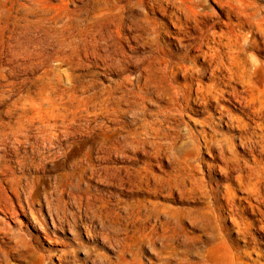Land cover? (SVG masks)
<instances>
[{
	"label": "bare ground",
	"instance_id": "obj_1",
	"mask_svg": "<svg viewBox=\"0 0 264 264\" xmlns=\"http://www.w3.org/2000/svg\"><path fill=\"white\" fill-rule=\"evenodd\" d=\"M39 1L28 0V5H22L24 8L22 17L15 18V21L8 25L10 29L5 26L6 24L1 23L3 32L12 33L18 30V33L21 34L22 41L14 42L13 46L10 43L7 44L6 41L1 42L3 50H10L12 59L19 60V56H21L26 63L22 66L25 71L43 69L44 67L47 69L38 78L41 88L38 89L40 91L37 93L39 98L37 104L34 103L33 97H29L31 102L27 100L24 102V99H20L23 101L22 103L16 100L0 114V173L4 177L0 181V209L14 210L15 202L19 203L22 196L29 204L35 199L31 183L22 184L21 178L15 176L7 150L14 153L13 156L17 157L16 163L19 170L24 172L28 169L27 166L32 158L28 156L27 152H24V156H19L20 148L23 145L29 147L31 153H40V149H46L58 141L59 135L56 132L63 133L67 139H70L73 127L81 118L86 119L88 115L92 119L106 118L109 123H114L120 114L129 113L135 117V123L123 125L121 128L101 126V133H95L89 128L92 120L87 118L84 127L90 132V135L88 140L82 142L81 145L85 148V153L89 158L94 154L101 161L112 153L122 154L123 150H131L137 153L143 152L145 158L153 159V161H159L162 157L169 155V166L173 169L178 167V164L174 162L175 159L177 160L176 155H182L185 167L183 166L184 169L179 168V173L181 176H185L186 172L189 177H195L193 174L196 173L197 167L191 162L198 158L200 150L194 140L181 137L176 130L173 131L174 135L170 137V142L165 145L154 140L160 136L164 138L163 135H166L163 124L171 120L172 116L169 112L164 113L169 110V106L173 107L172 111L176 114L174 117L176 119L172 118L176 125L189 102L190 96L188 95L193 94L194 100L201 103L203 108H211L214 103V109L218 110L217 117L208 116L203 122L209 132H201L199 135L202 137L203 147L206 151L214 150L216 152L215 159L223 167H219L220 174H222L220 175L221 179L228 183L223 188L219 182L210 184L212 170L207 168L206 177L209 180L205 182L201 180V188L199 187L201 191H198L196 185V190L189 191L192 195L195 192H200L202 197L206 199L208 197L211 201V205L203 202L206 210L214 213L216 223L215 233L212 231V234L206 235V240L210 245H201L200 247L186 245L183 251L177 252V249L170 243L176 241L179 233L175 229L165 228L160 234L150 230L145 236L147 239L139 240L138 238V243L141 242L142 245H118V243L116 246L112 245L117 249L116 258L113 261L100 254L96 249L82 244L76 245L72 252L81 251L89 264H145L141 259L143 254L141 246L145 244L150 252L157 255V262L147 260L148 264H170L173 261H175L174 264H264V5L257 4L256 0H212L214 7L209 4V0H157L161 3L167 2L172 9L178 10L182 15V21L177 18L178 27L183 31L192 32V36L186 37L184 40L187 44L181 47L183 55L174 57L176 62L168 59L158 42V33L156 32L151 38L153 49L149 58L156 60L159 66L165 64L167 68L161 66V68L150 69L147 72L143 70L134 78L126 75L112 82L108 88L94 90L97 83L95 79L99 75L89 71L94 66H102L101 69L106 75L122 74L127 71V62L125 61L127 56L120 55V48L114 41L117 38L115 37L116 32H104V28L97 22H89L82 26L79 23L72 25L66 17L63 19L56 15L51 19H46L44 13L47 9ZM30 17L34 19L31 20ZM58 17L62 21L59 22ZM48 20L54 24L51 30L46 28ZM33 33L51 37L48 54L43 47L44 42L31 37ZM164 55L166 59L163 58ZM87 58H92L94 64H86ZM185 61L192 65L198 61L200 65L198 68L181 65L182 68L185 67L184 70L173 71L180 68V63H187ZM61 67H64V71L67 73L64 80L60 78ZM168 68L172 70H168ZM78 70L88 73L79 74ZM143 73L144 75H142ZM180 73L184 84L174 86L173 77ZM153 77L159 79L157 83L164 84L163 88L158 87V92L162 96H167L170 104L167 109L165 108L166 110L162 109L159 114H147L144 109V104L150 99L146 92L148 79ZM203 79H206L209 85H206V88L193 89L194 82L200 83ZM168 87L174 88V90L165 95L164 91H167ZM5 95V92H1L3 103L9 100ZM225 101H229L235 106L239 116L221 106ZM121 104L124 107H131V109L122 110ZM27 105L35 111L32 116L29 115L30 110L27 109ZM45 106L52 108L45 110ZM13 111L21 113L15 114ZM148 115L156 116V118L147 120ZM136 116L141 118L138 119ZM135 124H138L137 128L128 129L129 126ZM223 125L231 134L218 132V128ZM145 148H149L151 153L145 151ZM237 148L242 150V154L236 152ZM142 170L135 171L139 179L138 183L142 181L147 186L152 185L153 183L147 175L141 176ZM128 171L126 169L124 174L131 175ZM126 178L128 179V177ZM182 184L178 180L173 182L166 180V187L162 184L159 187L163 190L179 191ZM1 185L6 186V189L11 193L10 199L2 200ZM185 188L186 186H184ZM237 193L244 197H236ZM195 199L197 200V198ZM251 201L255 204L252 205ZM207 211L204 215L210 213ZM29 212L31 211L29 210ZM145 212L152 216L150 210L145 209ZM225 213L228 215L227 221L237 229L236 239L229 228L224 226L226 218L223 215ZM244 213L251 215L249 221L242 218ZM50 221L54 229L61 225L55 223L51 217ZM32 224L37 228L40 227L34 218ZM67 224L71 228V224L69 222ZM99 225L104 227V223ZM4 231V239L13 241L17 248L24 250L17 251L20 252L19 256H22V252L30 251L27 245H35L33 238L21 227L17 232L7 230V228H4ZM252 231L260 236L259 240L252 238ZM113 232H117L115 228L111 233ZM239 236L243 238L244 245H236L238 240H242ZM91 238L94 239V237ZM105 239L112 242L111 236L105 237ZM188 239L186 236L185 240H181V244H184ZM155 242H160L162 245L157 252ZM0 252H2L1 247ZM126 254L131 255L130 261L125 260ZM179 255L183 257L176 258ZM191 257L197 261H190Z\"/></svg>",
	"mask_w": 264,
	"mask_h": 264
},
{
	"label": "rangeland",
	"instance_id": "obj_2",
	"mask_svg": "<svg viewBox=\"0 0 264 264\" xmlns=\"http://www.w3.org/2000/svg\"><path fill=\"white\" fill-rule=\"evenodd\" d=\"M156 1L157 0H40L39 3L47 9L44 13V18L46 19H51L56 15L63 19L66 17L72 25L79 23L82 26L89 22H97L104 28V32H116L115 37L117 38H115L114 41L120 48V55L127 56V59H125L127 62V71L122 74L106 75L100 65H96L97 67L94 66L89 69V71L99 74L97 75L98 78L96 77L95 79L97 83L94 90H103L110 87L112 82L126 75L134 78L143 70L147 72L150 69L155 70L161 68V66L166 67L165 64L159 66L156 60L151 57L149 58L151 50L153 49L151 38L156 32L158 33V42L163 51L167 54L168 59L176 62L174 57H181L183 55L181 47L187 44L184 40L186 37H191L192 32L189 30L183 31L178 27L177 18L182 21V15L178 10L172 9L167 2L161 3L160 1ZM209 1V4L214 7L215 5L212 0ZM256 2L261 6L264 5V0H256ZM28 4V0H0V101L1 92H5V97L9 98V100H6L4 103L2 101L0 102V114L16 100L22 103L23 101L25 102V100L31 102L30 98L33 97L35 104L39 102L37 93L40 91L38 89L41 88V82L38 78L47 67L25 71L22 69L25 63L22 57L19 56V60H13L10 50H3L1 46L2 41H6L7 44L10 43L11 46L14 45V42L22 41V38H20L21 34L18 33V30L12 33L3 32L1 30L3 24L1 23L6 24L5 26L8 28V25L14 22L15 18L22 17L24 9L22 5L26 6ZM59 17L58 21L60 22L62 20L59 19ZM30 19L33 20L34 18L30 17ZM20 24L22 25V23ZM53 25L52 21L48 20L46 28L51 30ZM31 37L42 40L44 42L43 47L45 52H47V54L50 52L51 37L49 35L33 33ZM163 58L166 59L165 55ZM85 62L86 64H94L92 58H87ZM181 65L188 68L192 66L198 68L200 62H195V65L188 62L185 64L180 63V68L173 71L184 70L185 67L182 68ZM60 69V78L64 80L67 73L64 71V67ZM168 70L172 69L168 68ZM82 71L83 70H78L77 73H88ZM142 75H144V73ZM157 76H159V74H157ZM157 81H159V79L156 77L148 79L146 92L148 98L151 100H147L148 102L144 104V109H146L145 111L147 114H159L162 109H167L170 105L169 100H167L168 97L162 96L158 92V87L163 88L164 84L157 83ZM173 84L174 86L184 84L181 73L173 77ZM206 85H209V82L203 79L200 83L194 82L193 89L197 87L202 88ZM173 90L174 88L168 87L167 91H164V94L166 95V93L173 92ZM188 96L190 97L189 102L186 104V112L184 111L181 114L176 125H174V121L172 120V118L176 117V114L172 111L173 107L169 106V110L165 111L164 114L169 112L172 116L170 117L171 120L163 124L164 126L162 125L165 128L164 133L166 135H163L164 138L160 136L158 139L154 140L165 145L170 142V137L174 135V130L178 131L181 137L194 140L195 145L198 146L200 151L197 159H194V161L192 160L193 162L188 161L197 167L196 173L193 174L195 177L193 178L189 177L185 171V176H181L178 171L179 168L184 169L185 167L182 155H176L178 161L175 159L174 162L178 164V167H172L174 171L169 166V155L164 156V158L162 157L159 161H153V159H151L152 162L145 158L143 152L137 153L131 150H123L122 154L112 153L105 160L101 161L98 159L97 155L92 154L91 158L86 155L85 148L81 143L88 140L90 135V132L84 127L85 120H88L87 118L92 120L89 124V128L95 133H101V126L106 128H121L123 125L135 123V117L129 113L120 114L114 123H109L106 118L92 119L89 115L86 119L83 117L72 129L73 138L67 139L63 133L56 132V134L59 135L58 141L54 142L53 145H49L50 147L48 146L46 149H40V153H31L30 148L23 145L24 147L22 146L20 148L19 156L22 157L25 155L24 152H27V154L29 153L28 156L32 158L27 166L28 169L24 172L19 170L16 163L17 157L13 156L14 153L7 150L8 159L11 167L15 171V176L21 178L22 184L31 183L35 199L29 204L25 202L22 196L19 203L15 202L14 210H6L5 208L0 209V247L2 250V252H0V264H89L84 259V255L81 251L78 250L76 253L72 252L74 247L79 244L94 248L100 254L111 258L113 261L114 258H116L117 249L114 246H116L117 243L118 245H142L141 242L138 243V238L139 240L147 239L145 236L150 230H154V233L160 234L165 228L175 229L176 232L179 233V237H176V241L170 243L172 247L177 249V252L183 251L186 245H192L193 247L210 245L209 241L206 240V235L208 233L212 234V231L215 233L216 223L213 216L214 213L212 214L210 211H207L203 202H207V205H211V201L208 197L207 199L202 197L200 192H195L192 195L189 191L191 189L196 190L197 188L198 191H201V180L204 182L209 180V178L206 177L208 169L212 170L210 179V181H212H209L210 184L219 182L222 188L225 184H228L221 179L220 175L222 174H220L219 169L221 165L218 160L215 159L216 152L214 150L207 152L203 147L202 137L199 135L201 132H209L203 122L208 116L217 117L218 110L214 109V103L211 108H203L201 103H197V101L194 100L195 96L193 94H189ZM20 99L24 100L21 101ZM121 105L120 108L122 110L131 109V107H124L123 104ZM221 106L239 116L235 106L231 102L225 101ZM26 107L30 110L29 115L32 116L35 111L28 105ZM44 108L45 110H49L52 107L49 108L45 106ZM13 113L19 114L21 112L13 111ZM136 117L138 119L141 118L139 116ZM155 118L156 116H147V120ZM137 127L138 124H135L129 126L128 129L133 130ZM218 132L221 134H231L227 131L225 125L218 128ZM145 151L151 153L149 148H145ZM236 152L242 154L240 148H237ZM186 158L189 157L186 156ZM179 162L181 163L180 165ZM126 169L129 170L128 172L131 173V175L127 173L124 174ZM138 169L142 170L143 174H141V176L147 175L150 178V181L153 183L152 185L147 186L145 182L142 181L138 183L139 179L135 173ZM126 177H128V179ZM176 177L179 183H183L179 187L180 193L177 190L168 191L159 187L160 184L166 187V180L167 182L177 181ZM190 178H192L191 181ZM3 179L4 177L0 173V181ZM154 181H157L156 185L158 186L155 185ZM195 185L198 187L196 188ZM184 186H186L185 189ZM1 188L3 189L1 195L2 200L10 199L11 193L6 189V186L1 185ZM235 196H239L238 198L244 197L240 193H237ZM195 198H197V200ZM244 204L247 205V203ZM251 204L254 205L255 202L251 201ZM144 208L150 210L152 216H149L147 214L148 212L144 213ZM29 210L31 212H29ZM206 211L210 213L204 215ZM49 215L55 223L61 224L60 227L56 229L52 228ZM223 216L226 218L224 226L229 228L236 239L238 235L236 233L237 229L227 221V213ZM33 218L40 224V227L37 228L32 224ZM242 218H244L245 221H249L251 215L244 213ZM67 222L71 224V228L68 227ZM102 223H104V227H100L99 224ZM19 227L24 229L35 241V245H27L30 251L27 253L22 252V256H19L20 252L18 253L17 251L23 249L17 248L13 244V241L4 239L3 234L5 232L4 228L17 232ZM113 228H115L117 232L111 233ZM252 233V238L259 240L260 236H258L255 231H252ZM109 236L112 237V242H108L105 239V237ZM186 236L189 238L188 241L181 244V240H185ZM90 237H94V239H90ZM239 237L242 240H238L236 245H244L243 238L241 236ZM234 238L232 239L234 240ZM159 243L160 242L154 243L156 252L162 247L161 243ZM141 248L143 250V257L141 255V259L145 264H148L147 260H149V262H157L156 253L153 254L150 252L148 246H145V244H143ZM182 257L183 256L179 255L176 258ZM124 258L130 261L131 255L126 254ZM253 258L255 257L253 256ZM190 261L195 262L197 259L191 257ZM174 262L175 261L170 264H174Z\"/></svg>",
	"mask_w": 264,
	"mask_h": 264
}]
</instances>
